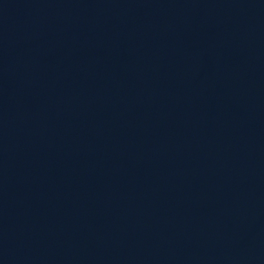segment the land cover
<instances>
[{
  "label": "water",
  "instance_id": "95a60500",
  "mask_svg": "<svg viewBox=\"0 0 264 264\" xmlns=\"http://www.w3.org/2000/svg\"><path fill=\"white\" fill-rule=\"evenodd\" d=\"M0 264H264V0H0Z\"/></svg>",
  "mask_w": 264,
  "mask_h": 264
}]
</instances>
